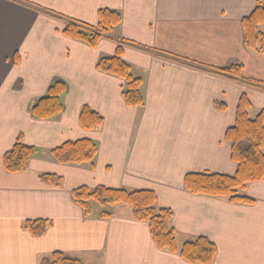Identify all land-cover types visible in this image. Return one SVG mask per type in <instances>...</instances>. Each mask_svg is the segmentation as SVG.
Returning <instances> with one entry per match:
<instances>
[{
    "label": "crops",
    "instance_id": "1",
    "mask_svg": "<svg viewBox=\"0 0 264 264\" xmlns=\"http://www.w3.org/2000/svg\"><path fill=\"white\" fill-rule=\"evenodd\" d=\"M259 1L0 0V264H39L55 252L82 264H189L159 250L128 206L93 204L85 217L72 191L99 186L154 192L173 211L179 246L209 239L214 264H264V179L244 191L251 205L193 195L184 184L192 173L235 175L225 134L239 100L249 98L251 117L264 111V55L247 49L242 28ZM105 9L122 22L96 48L63 35L69 21L97 26ZM119 49L142 82V108L126 106L125 81L97 69ZM234 65L243 80L217 73ZM55 81L67 87L63 111L35 119L33 105ZM85 106L103 117L99 129L82 128ZM19 138L36 154L27 171L9 174L4 156ZM80 140L98 146L93 167L54 160L52 150ZM32 220L50 222L44 236L25 230Z\"/></svg>",
    "mask_w": 264,
    "mask_h": 264
},
{
    "label": "trees",
    "instance_id": "2",
    "mask_svg": "<svg viewBox=\"0 0 264 264\" xmlns=\"http://www.w3.org/2000/svg\"><path fill=\"white\" fill-rule=\"evenodd\" d=\"M122 22V15L113 10L105 9L99 12L97 26H89L75 21H69L63 35L69 39L86 43L96 48L103 38ZM264 0L257 3L252 14L242 20L244 41L248 50L264 55ZM124 45V42H120ZM98 71L118 77L125 81L123 99L127 107L142 108L145 98L142 93V82L133 77L131 67L122 59V50L115 56L103 57L97 64ZM243 66L234 65L219 70L217 73L236 80L242 79ZM253 83L263 87L260 83ZM67 87L62 81L53 82L47 94L38 100L32 107L31 114L35 119L50 120L63 111L62 96ZM224 110L221 105L217 106ZM252 104L246 95H243L237 107L235 125L225 134L226 141L231 146V160L237 166L233 176L215 173H192L185 177V189L193 195L208 196L225 199L232 204L251 205L254 200L244 194L247 186L264 179V111L260 110L254 118L249 114ZM103 117L89 107H83L80 114V124L83 129L92 131L103 125ZM98 153V146L90 140L68 142L52 150L54 160L62 165H89L94 166ZM36 150L26 146L19 138L17 143L5 154L4 167L9 174H19L27 171ZM41 180L46 184L60 187L62 179L53 175H42ZM74 202L79 205L89 217L93 204L103 208L107 206L129 205L132 218L135 221L146 222L149 225L152 239L161 251L178 254L189 264H214L217 256V247L209 239L199 237L194 241L179 246L176 231L171 226L174 217L173 211L160 208L157 205V196L152 191L126 189H111L103 186L94 189L80 187L72 191ZM102 218H109L111 214L103 212ZM48 220H32L25 222V230L34 237H42L49 229ZM39 264H82L78 259L71 258L61 252H55L43 258Z\"/></svg>",
    "mask_w": 264,
    "mask_h": 264
},
{
    "label": "rangeland",
    "instance_id": "3",
    "mask_svg": "<svg viewBox=\"0 0 264 264\" xmlns=\"http://www.w3.org/2000/svg\"><path fill=\"white\" fill-rule=\"evenodd\" d=\"M252 118H254V117H252ZM127 206L128 207H130L129 205H120V207H118V208H121V210H125V208H127ZM107 208H110V210H112V207H110V206H107ZM131 208V207H130Z\"/></svg>",
    "mask_w": 264,
    "mask_h": 264
}]
</instances>
